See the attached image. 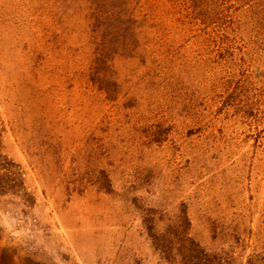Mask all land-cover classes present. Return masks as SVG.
I'll return each instance as SVG.
<instances>
[{
	"label": "rangeland",
	"instance_id": "374dc122",
	"mask_svg": "<svg viewBox=\"0 0 264 264\" xmlns=\"http://www.w3.org/2000/svg\"><path fill=\"white\" fill-rule=\"evenodd\" d=\"M0 257L264 264V0H0Z\"/></svg>",
	"mask_w": 264,
	"mask_h": 264
},
{
	"label": "trees",
	"instance_id": "16d2710c",
	"mask_svg": "<svg viewBox=\"0 0 264 264\" xmlns=\"http://www.w3.org/2000/svg\"><path fill=\"white\" fill-rule=\"evenodd\" d=\"M151 236L153 237V238H156L157 239V236L155 235V234H151ZM159 238V237H158ZM0 259H1V257H0Z\"/></svg>",
	"mask_w": 264,
	"mask_h": 264
}]
</instances>
